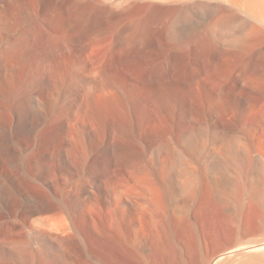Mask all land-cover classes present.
Instances as JSON below:
<instances>
[{"label":"rangeland","instance_id":"1","mask_svg":"<svg viewBox=\"0 0 264 264\" xmlns=\"http://www.w3.org/2000/svg\"><path fill=\"white\" fill-rule=\"evenodd\" d=\"M168 1L0 0V264L264 242V43Z\"/></svg>","mask_w":264,"mask_h":264},{"label":"bare ground","instance_id":"2","mask_svg":"<svg viewBox=\"0 0 264 264\" xmlns=\"http://www.w3.org/2000/svg\"><path fill=\"white\" fill-rule=\"evenodd\" d=\"M169 1H171L172 3L174 2L179 4L176 5L177 7L179 6L178 9L183 10L184 17L186 15L185 11H187L188 9H192V10L197 9L200 11L201 10L205 11L206 9L209 8L218 7L217 9L219 10V13L217 15L215 14L214 19L212 18L214 23L223 24L225 22L233 21L236 24H238V28L239 26H241V31H239L240 33L234 39V41L237 44H241V45L244 44L243 46L252 47V45H254L255 43H264V0H169ZM176 9L177 8L175 6L174 10L176 11ZM192 10H189L190 13L192 12ZM176 12H178L179 15L181 11L179 10ZM186 17H188V15ZM181 18L183 17L181 16ZM213 25L214 24H212L211 26ZM241 251L244 253H260V252L262 253L264 252V242L256 243V244H246L242 248L233 249L229 252L221 254L216 258L213 264H219L223 261L229 262L228 260H230L231 257L238 255Z\"/></svg>","mask_w":264,"mask_h":264}]
</instances>
